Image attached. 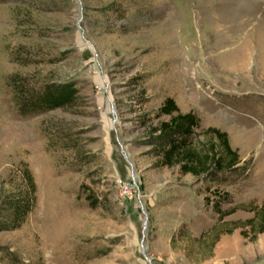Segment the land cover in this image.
Segmentation results:
<instances>
[{"label": "rangeland", "instance_id": "rangeland-1", "mask_svg": "<svg viewBox=\"0 0 264 264\" xmlns=\"http://www.w3.org/2000/svg\"><path fill=\"white\" fill-rule=\"evenodd\" d=\"M15 73L70 91L22 115ZM166 96L198 151L225 133L233 169L157 164ZM25 168L33 204L0 230V264H264V0H0V221Z\"/></svg>", "mask_w": 264, "mask_h": 264}, {"label": "trees", "instance_id": "trees-1", "mask_svg": "<svg viewBox=\"0 0 264 264\" xmlns=\"http://www.w3.org/2000/svg\"><path fill=\"white\" fill-rule=\"evenodd\" d=\"M7 83L13 88V95L19 97L16 103L22 115L44 108L61 106L64 103L63 93L70 91L67 83L43 84L32 89L30 86L24 85L23 78L16 73L8 76ZM154 115L156 117L168 116L167 119L158 121L150 128L151 131L144 141L145 144L152 146L155 156L158 158V165H177L180 173L199 176L200 174L213 175L216 172L231 170L239 161L236 151L230 147L225 133L214 127H207L204 131L213 135L219 145V150L214 149L213 143L208 144L204 150L195 149L191 145V136L194 128L197 127L198 119L192 112H179L170 96L162 99ZM22 172L25 188L6 197L3 205L9 211V219L0 221V230L17 228L33 204L34 185L32 179L26 168ZM86 197L89 205L94 206L96 199L89 195ZM213 205L218 212L219 219L233 211V208L219 211L218 203L214 202ZM253 213L258 216V223L255 226L256 232L260 233L264 230V200L254 208ZM252 221H254L253 218L246 220L248 223Z\"/></svg>", "mask_w": 264, "mask_h": 264}]
</instances>
